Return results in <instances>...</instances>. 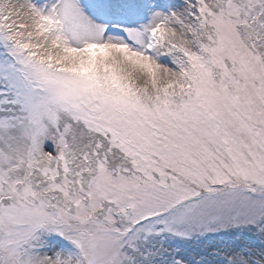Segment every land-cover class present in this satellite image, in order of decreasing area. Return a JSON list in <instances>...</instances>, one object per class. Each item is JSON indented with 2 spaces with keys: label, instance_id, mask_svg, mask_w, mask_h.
I'll return each instance as SVG.
<instances>
[{
  "label": "snow or ice",
  "instance_id": "obj_1",
  "mask_svg": "<svg viewBox=\"0 0 264 264\" xmlns=\"http://www.w3.org/2000/svg\"><path fill=\"white\" fill-rule=\"evenodd\" d=\"M0 264H264V0H0Z\"/></svg>",
  "mask_w": 264,
  "mask_h": 264
}]
</instances>
